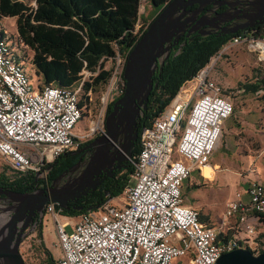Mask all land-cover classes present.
<instances>
[{"label": "built area", "instance_id": "2783aa9c", "mask_svg": "<svg viewBox=\"0 0 264 264\" xmlns=\"http://www.w3.org/2000/svg\"><path fill=\"white\" fill-rule=\"evenodd\" d=\"M8 37V30L0 28V155L12 173L43 178L60 155L105 133L106 116L76 133L85 110L79 102L82 82L72 87L34 84ZM236 45L264 62V26L233 35L153 116L141 132L138 152L129 157L133 171L120 201L117 195L74 219L56 202L46 203L59 236V264H215L224 252L254 248L258 224L264 223L263 181L251 179L247 198L241 192L230 199L222 221L213 224L200 217L184 191L192 170L210 163L234 112L235 97L213 70ZM124 86V81L111 86L103 98H115ZM233 216L236 223L230 221Z\"/></svg>", "mask_w": 264, "mask_h": 264}, {"label": "trees", "instance_id": "16d2710c", "mask_svg": "<svg viewBox=\"0 0 264 264\" xmlns=\"http://www.w3.org/2000/svg\"><path fill=\"white\" fill-rule=\"evenodd\" d=\"M168 1L148 0L154 8V14L150 20H146V16L140 12L142 0H0V19L4 16H16L18 33L15 40L18 45L23 42L25 48L32 49L33 63L37 72L42 75L39 86L55 84L72 87L82 82L79 102L80 105H85L86 110L89 103L88 92L98 90L112 76V69L106 67L105 59L115 58L118 52L127 58L133 45ZM197 5H189L188 9ZM211 7L212 4H207L202 13ZM224 8L225 5H220L217 9ZM142 18L145 25L136 30V24ZM263 26L264 23L257 25L260 29ZM243 30L207 35L197 31L191 35H182L178 42L172 45L163 68L159 66L153 75L154 85L149 95L148 107L142 110L138 117L139 136L134 155L140 148L142 127L151 123L153 116L165 108L187 79L192 78L206 65L233 35ZM16 52L17 59L21 61ZM22 63L25 66V63ZM87 70L90 71L88 78L84 76ZM121 76L125 83L123 69ZM244 85L246 90L258 91L264 87V75L258 76L255 82H245ZM120 95L108 104L107 113L112 110L114 101ZM84 143L86 141L81 142L79 146ZM72 152L73 150L69 151V155L63 153L55 160L59 163L50 169L52 179L78 160V157L70 156ZM4 168L8 170V167ZM132 171L133 164L129 159L125 161V165L117 167L114 174L108 176L96 189L73 202L72 209H63L62 212L78 215L98 207L109 196L113 198L121 194L131 178ZM29 180L35 181V175L30 177L22 172L9 175L6 171L0 173V186L5 188L30 189L26 186ZM57 207L59 208L58 204ZM200 217L207 219L201 212ZM262 219L264 221V215ZM230 231L233 232L234 229ZM261 235L264 233L257 232L254 248L248 245L247 248L256 253L263 251L264 245H258L257 241ZM37 236L41 239V247L48 251L39 264H59L58 259L43 242L42 223Z\"/></svg>", "mask_w": 264, "mask_h": 264}, {"label": "water", "instance_id": "95a60500", "mask_svg": "<svg viewBox=\"0 0 264 264\" xmlns=\"http://www.w3.org/2000/svg\"><path fill=\"white\" fill-rule=\"evenodd\" d=\"M195 3L198 4L195 8L188 9ZM207 4L212 7L202 13ZM220 4L228 7L217 11ZM246 8L249 13L241 17L251 18L249 22L225 28L223 22L234 20L237 12H245ZM212 12L215 15L211 16ZM257 22H264V0H169L128 53L123 68L125 89L105 118L106 132L88 143L89 155L79 158L45 188L19 190L0 186V264H31L20 247L27 224L37 213L41 216L45 203L54 201L61 211L69 209V201H77L96 189L133 155L139 136L138 117L148 107L153 75L159 66L163 68L172 45L182 35L197 31L207 35L218 28L224 33H234ZM215 264H264V250L256 253L247 247H237L224 252Z\"/></svg>", "mask_w": 264, "mask_h": 264}, {"label": "rangeland", "instance_id": "374dc122", "mask_svg": "<svg viewBox=\"0 0 264 264\" xmlns=\"http://www.w3.org/2000/svg\"><path fill=\"white\" fill-rule=\"evenodd\" d=\"M140 12L146 16V20H150L154 8L148 0H142ZM213 15L215 12L211 13V16ZM3 21L10 30L13 28V31H16V18H3ZM143 24L145 25L142 18L136 24V28ZM31 54V51L26 54L27 64H30ZM119 56L122 57L121 61ZM123 59L124 56L120 52L115 58L105 59L106 67L112 69V76L98 90L88 92L89 103L83 118L74 128L76 133H82L87 124L93 120H101L103 115L107 116L108 104L114 98L109 97L107 100L103 96L111 86L122 84ZM89 75L90 71H85L84 76L88 78ZM261 75H264V62L243 45H236L225 51L213 70V76L234 95L235 111L225 121L218 150L214 151L210 160L212 165L218 162L217 168L211 165L213 170L208 175L198 174L197 181L191 182L192 180L188 178L189 180L185 182V193L189 198L193 196L191 202L207 216L205 220L220 222L227 202L241 193L247 182V175L264 172V168L261 169L262 162L264 163V87L253 91L246 90L244 85L245 82H255ZM30 76L32 82L36 83L35 75L32 76L30 72ZM5 166V161L0 155V173L6 171L9 175L13 174L9 169L4 168ZM119 195L115 200L122 199V194ZM71 216L74 219L76 215ZM261 232L264 233V223L258 224V233ZM37 233L38 231H35L20 247L25 259L31 264L41 263L43 260V248ZM42 238L47 249L58 259L61 248L55 243L59 240V236L55 221L48 212L42 220ZM257 241L258 245H264V235L257 238Z\"/></svg>", "mask_w": 264, "mask_h": 264}, {"label": "flooded vegetation", "instance_id": "af4514ba", "mask_svg": "<svg viewBox=\"0 0 264 264\" xmlns=\"http://www.w3.org/2000/svg\"><path fill=\"white\" fill-rule=\"evenodd\" d=\"M244 6H245V3H242ZM220 5H225V8L223 9V10H225L228 6L226 5V4H220ZM220 5H218L216 8H218ZM233 9V8H232ZM223 10H218L217 9V11H223ZM233 10H236L235 9V7H234V9ZM249 11L250 10H248L247 8H246V10H245V12H243V11H238L237 12V14H238V16L237 17H235V19L234 20H231V21H225V22H223V25H225V28H228V27H230V26H234L235 24H239V23H245V22H249L250 20H251V18H248V17H241L242 16V14H246V13H249ZM260 23H263V22H257V23H255L254 25H252V26H247V27H245V28H243V29H246V28H250V27H256L258 24H260ZM210 28H214V27H211L210 26ZM224 30H222V29H220V28H218L217 30H216V32H222V33H224L223 32ZM215 33V32H214ZM142 113V112H141ZM141 113H140V115H141ZM143 127H146V126H143ZM142 127V130L144 129ZM142 132V131H141ZM97 136H94V137H92V138H90V139H87L86 140V143H84V145H80V146H78L77 148H75L74 150H76V152L75 153H72L70 156L71 157H78V159L79 158H82V159H84L87 155H89V153H90V150H91V148L88 146V143L90 142V141H92L94 138H96ZM65 155H69V153H66L65 152ZM78 161V160H77ZM59 162L57 161H54V163H52L53 164V166H52V168L53 167H55L57 164H58ZM116 169V168H115ZM114 169V170H115ZM51 172L52 171H49L48 172V174L45 176V177H36V175H35V181H32V180H29V183H27L26 184V186L27 187H30V189H26V190H34V189H39V188H45V187H47L50 183H51V181H52V176H51ZM25 174H28V176H32V175H34V174H32V173H25ZM114 174V173H113ZM28 179H29V177H28ZM1 195V194H0ZM73 202H75L74 200H71V201H69L68 203H67V205H68V207H69V209L68 210H70V209H72V203ZM46 212H47V210H46V203H45V206H44V209H43V212H42V214H41V216H40V214L39 213H37L34 217H33V219L31 220V221H29V223L27 224V227L25 228V230H24V232H25V236L23 237V239H22V243L29 237V236H31L35 231H39V227H40V225H41V223H42V220H43V217H44V215L46 214ZM21 227V225H18V228H20ZM38 237V236H37ZM46 249H44L43 248V250H42V252H43V257L45 256V254H46ZM37 264H39V263H37Z\"/></svg>", "mask_w": 264, "mask_h": 264}, {"label": "crops", "instance_id": "0c3cea01", "mask_svg": "<svg viewBox=\"0 0 264 264\" xmlns=\"http://www.w3.org/2000/svg\"><path fill=\"white\" fill-rule=\"evenodd\" d=\"M8 17H10V18H16V16H4L3 18L5 19V18H8ZM3 18H1L0 19V27H4V28H6L7 30H8V36L9 37H11L10 38V40H11V42L14 44V48H15V51H17L18 52V54H19V56H20V58H21V61L22 62H24L25 63V66H26V70H27V72L30 74V72H31V74H32V76H34L35 75V77H36V83H34V84H36V85H38L39 86V84L42 82V75L40 74V73H38L37 72V70H36V67H35V65H34V63H33V51H32V49L30 48V47H24L23 45H18L17 44V42H16V40H15V38H16V36H17V33H18V27H17V24H16V31H13V28H11V30L7 27V25H6V23H5V21H3ZM15 32V33H14ZM29 51H31L32 52V54H31V56L29 57V63L30 64H27L26 63V59H27V56H26V54H28V52ZM16 52V53H17ZM32 79V78H31ZM229 91V90H228ZM230 92V91H229ZM223 134V133H222ZM218 147H216V149H214V151H216V150H218L217 149ZM214 151H213V153H214ZM213 153H212V155H213ZM212 155H211V158H212ZM211 158H210V160H211ZM208 164H211V163H208ZM212 165V164H211ZM206 166V165H205ZM213 167H216L217 168V166H218V162H216V164L215 165H212ZM212 166H209V167H207L206 168V173H204V167H202L203 169H200V168H195V169H193L192 170V172H191V175H190V177H189V179L190 180H192L191 182H193V181H197L198 179H199V176H198V174H205V175H208L209 174V172L211 171V170H213L212 169ZM264 168V163L262 162V166H261V169H263ZM202 170H203V173H202ZM216 170V169H215ZM253 178H258V179H260L261 181H263L264 182V172L262 173H257V174H253V173H250L249 175H247V182H245V184H244V186H243V189H242V194H243V197L244 198H247V193H246V189H247V186H248V184H249V181L251 180V179H253ZM189 179H187V180H189ZM185 187V186H184ZM189 190H191V188L189 189ZM184 191H185V188H184ZM186 194V193H185ZM186 196H187V194H186ZM192 197L193 196H191L190 198L187 196V202L188 203H191L192 204ZM205 222H207V223H209V224H213V223H215V222H211V221H209V220H205V219H203ZM222 221V220H221ZM230 221L232 222V223H236L237 221H238V217L237 216H233V217H231V219H230ZM236 234H238L239 236H242L241 234H243V236L242 237H245V236H247V234L244 232V231H239V232H236ZM256 237V235L254 236V238Z\"/></svg>", "mask_w": 264, "mask_h": 264}, {"label": "bare ground", "instance_id": "6f19581e", "mask_svg": "<svg viewBox=\"0 0 264 264\" xmlns=\"http://www.w3.org/2000/svg\"><path fill=\"white\" fill-rule=\"evenodd\" d=\"M205 165L203 166L204 167V173H206V168L209 167V166H211V164L206 163Z\"/></svg>", "mask_w": 264, "mask_h": 264}]
</instances>
